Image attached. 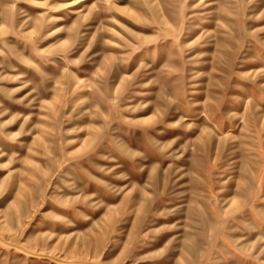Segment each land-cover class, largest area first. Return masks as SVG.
Returning a JSON list of instances; mask_svg holds the SVG:
<instances>
[{"label":"rangeland","instance_id":"obj_1","mask_svg":"<svg viewBox=\"0 0 264 264\" xmlns=\"http://www.w3.org/2000/svg\"><path fill=\"white\" fill-rule=\"evenodd\" d=\"M0 264H264V0H0Z\"/></svg>","mask_w":264,"mask_h":264},{"label":"bare ground","instance_id":"obj_2","mask_svg":"<svg viewBox=\"0 0 264 264\" xmlns=\"http://www.w3.org/2000/svg\"><path fill=\"white\" fill-rule=\"evenodd\" d=\"M36 1V0H35ZM77 1V0H76ZM85 1V0H84ZM73 3V2H72ZM79 3V2H78ZM71 7V6H70Z\"/></svg>","mask_w":264,"mask_h":264}]
</instances>
